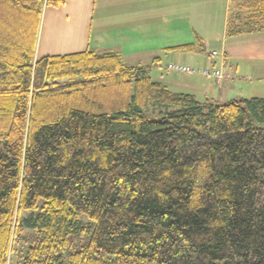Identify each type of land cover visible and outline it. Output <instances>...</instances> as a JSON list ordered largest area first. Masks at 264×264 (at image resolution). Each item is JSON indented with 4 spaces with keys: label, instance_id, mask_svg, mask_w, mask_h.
I'll use <instances>...</instances> for the list:
<instances>
[{
    "label": "trees",
    "instance_id": "16d2710c",
    "mask_svg": "<svg viewBox=\"0 0 264 264\" xmlns=\"http://www.w3.org/2000/svg\"><path fill=\"white\" fill-rule=\"evenodd\" d=\"M58 2L0 0V264L15 240L22 264H264V98L200 102L113 52L38 58ZM250 8L228 35L264 30Z\"/></svg>",
    "mask_w": 264,
    "mask_h": 264
},
{
    "label": "crops",
    "instance_id": "0c3cea01",
    "mask_svg": "<svg viewBox=\"0 0 264 264\" xmlns=\"http://www.w3.org/2000/svg\"><path fill=\"white\" fill-rule=\"evenodd\" d=\"M256 1L60 0L43 8L37 57L113 52L127 65L149 67L154 80L200 102L240 99L242 73L223 69L236 59L237 41L255 33L231 36L228 31ZM170 63L220 69L222 78L175 74L166 68Z\"/></svg>",
    "mask_w": 264,
    "mask_h": 264
},
{
    "label": "rangeland",
    "instance_id": "374dc122",
    "mask_svg": "<svg viewBox=\"0 0 264 264\" xmlns=\"http://www.w3.org/2000/svg\"><path fill=\"white\" fill-rule=\"evenodd\" d=\"M43 12L41 14V23ZM246 24L247 21H241ZM40 34V32H39ZM38 44V42H37ZM237 54L235 60H230L231 67L226 63L223 71H239L242 73L241 79L243 98L262 97L264 98V30L255 32L252 36H246L237 41ZM38 49L36 47V56ZM162 64V63H161ZM162 68V65H159ZM244 71H248L245 73ZM258 71L259 74L257 73ZM257 77H261L262 81H255ZM247 78H249L247 80ZM239 80V79H238ZM264 128V124H260ZM27 244L15 240L13 249L10 253L8 264H22L25 257Z\"/></svg>",
    "mask_w": 264,
    "mask_h": 264
},
{
    "label": "built area",
    "instance_id": "2783aa9c",
    "mask_svg": "<svg viewBox=\"0 0 264 264\" xmlns=\"http://www.w3.org/2000/svg\"><path fill=\"white\" fill-rule=\"evenodd\" d=\"M213 54H216L213 52ZM167 70L178 74V73H186V74H194L202 77L210 78L215 81H219L222 78V73L220 69H215L211 67L204 68H193L190 66L180 65L176 63H170L166 66Z\"/></svg>",
    "mask_w": 264,
    "mask_h": 264
}]
</instances>
